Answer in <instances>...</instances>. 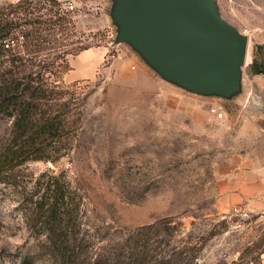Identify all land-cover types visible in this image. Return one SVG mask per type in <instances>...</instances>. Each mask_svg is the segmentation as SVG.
Here are the masks:
<instances>
[{"label": "rangeland", "instance_id": "1", "mask_svg": "<svg viewBox=\"0 0 264 264\" xmlns=\"http://www.w3.org/2000/svg\"><path fill=\"white\" fill-rule=\"evenodd\" d=\"M16 1L0 0L3 15L58 9L72 31L60 40L89 47L67 56L61 79L85 96L71 151L0 173V264H53L41 248L47 236L39 204L52 177L81 196L77 221L93 255L125 253L129 235L145 228L158 251L193 247L195 264H232L240 255L250 258L247 264H264V190L240 198L239 185L249 181L232 169V156L251 142L237 140L242 118L264 113V72L256 70L264 67V0H215L219 15L248 41L236 80L240 103L220 89L197 91L159 69L121 35L123 0H68L70 10L67 0H31L24 5L30 13L6 14ZM216 105L220 119L209 109ZM10 128L11 120L0 117V148Z\"/></svg>", "mask_w": 264, "mask_h": 264}, {"label": "trees", "instance_id": "2", "mask_svg": "<svg viewBox=\"0 0 264 264\" xmlns=\"http://www.w3.org/2000/svg\"><path fill=\"white\" fill-rule=\"evenodd\" d=\"M30 3H9L6 14L20 9L30 13L24 7ZM3 14L0 11V117L10 119L11 128L0 148V173L29 159L56 161L71 151L81 128L85 96L61 79L69 69L67 56L89 47L60 40L72 31L67 30V15H58V9L53 15ZM256 70L264 72V67ZM45 187L47 200L39 204L47 237L41 248L53 264H195L188 251L193 247L158 251L153 235L142 233L145 228L129 235L125 253L123 248L103 255L87 252L77 221L81 196L64 179L49 178ZM245 258L240 255L232 264H247L250 258Z\"/></svg>", "mask_w": 264, "mask_h": 264}, {"label": "water", "instance_id": "3", "mask_svg": "<svg viewBox=\"0 0 264 264\" xmlns=\"http://www.w3.org/2000/svg\"><path fill=\"white\" fill-rule=\"evenodd\" d=\"M119 15L121 35L159 69L197 91L237 88L247 38L219 15L215 0H123Z\"/></svg>", "mask_w": 264, "mask_h": 264}, {"label": "crops", "instance_id": "4", "mask_svg": "<svg viewBox=\"0 0 264 264\" xmlns=\"http://www.w3.org/2000/svg\"><path fill=\"white\" fill-rule=\"evenodd\" d=\"M87 50V49H85ZM83 50V51H85ZM182 84V83H181ZM174 88L175 86L172 85ZM236 88L233 92L225 93V97L229 101L240 103L241 94ZM175 91H172L174 94ZM235 114L229 115L225 123L230 125V120ZM264 119V113H251L242 118L237 130V140H250L248 144H243L246 147L243 154L237 153L232 156V169L241 174L242 180H248L247 184H241L238 187L237 195L242 198H251L260 190H264V128L261 120ZM240 145H238V148ZM250 149V150H248ZM253 149V150H252ZM254 180L256 182L251 183Z\"/></svg>", "mask_w": 264, "mask_h": 264}, {"label": "built area", "instance_id": "5", "mask_svg": "<svg viewBox=\"0 0 264 264\" xmlns=\"http://www.w3.org/2000/svg\"><path fill=\"white\" fill-rule=\"evenodd\" d=\"M65 7L67 8V9H72L73 8V4H72V2H70V1H66V3H65ZM210 109V111L213 113V114H215V116L218 118V119H220V118H222V115H223V110H222V108H221V106L220 105H216L215 107H210L209 108Z\"/></svg>", "mask_w": 264, "mask_h": 264}, {"label": "bare ground", "instance_id": "6", "mask_svg": "<svg viewBox=\"0 0 264 264\" xmlns=\"http://www.w3.org/2000/svg\"><path fill=\"white\" fill-rule=\"evenodd\" d=\"M247 44H248V41L246 42V50H245V56H244L243 63H244L245 59L248 58V54H247Z\"/></svg>", "mask_w": 264, "mask_h": 264}]
</instances>
